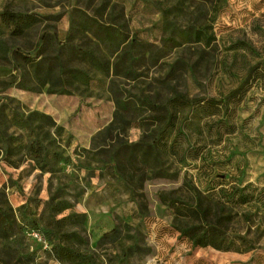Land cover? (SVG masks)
Returning <instances> with one entry per match:
<instances>
[{
  "label": "rangeland",
  "instance_id": "rangeland-1",
  "mask_svg": "<svg viewBox=\"0 0 264 264\" xmlns=\"http://www.w3.org/2000/svg\"><path fill=\"white\" fill-rule=\"evenodd\" d=\"M217 2L0 0V11L8 6L41 17L25 36L6 38L0 45V130L17 162L0 161V207L16 223L9 241L0 237V264H62L20 221L26 208L43 228L53 196L74 205L57 218L79 214L76 224L67 228L78 232L100 264H264V0H226L213 22L216 40L210 47L186 37L183 30L189 26L212 21ZM78 8L105 21H125L129 41L139 42L120 50H132L133 69L127 65L107 74L90 65L81 57L83 49L111 63L117 59L90 34L76 35L74 46L61 49L62 58L87 71L88 83L69 80L66 93L50 84L41 91L23 87L25 79L35 84L33 69L9 53L30 54L43 34L66 43ZM167 19L172 25L165 24ZM43 55L54 56L55 51L46 48ZM58 79L55 70L48 80ZM177 93L202 105L217 99L218 110L211 115L199 105L184 107L167 137L158 119L161 108L123 113L131 121L125 132L126 124L116 120L118 99L138 103L149 98L160 107L168 106ZM17 114L32 116L29 130L15 121ZM34 137L47 147L51 170L39 169L23 148ZM139 141L161 146L148 164L140 156L141 171L134 172L124 157L121 168L112 161L119 143ZM190 186L217 198L223 188L230 193L233 186H248L245 193L254 199L231 208V232L252 240L251 251L194 248L181 237L176 228L188 220L159 196L172 192L190 204Z\"/></svg>",
  "mask_w": 264,
  "mask_h": 264
},
{
  "label": "trees",
  "instance_id": "trees-1",
  "mask_svg": "<svg viewBox=\"0 0 264 264\" xmlns=\"http://www.w3.org/2000/svg\"><path fill=\"white\" fill-rule=\"evenodd\" d=\"M110 4V2H106ZM218 3V2H217ZM226 0H220L215 5L212 12V21L206 22L201 26H189L183 33L193 42L204 44L207 47L213 45L216 40V35L213 28V22L219 12L224 8ZM75 14L71 18L70 31L67 34V41L64 44L57 43L56 39L49 34H43L38 41L36 48L25 54L20 50H13L9 53V57L13 56L15 59L22 58L26 64H29L34 73L35 84L28 85L26 79L20 84L33 91H41V87L50 84L55 87V91L59 93L70 92L69 80L90 81V76L87 71L78 69L66 64L62 58L61 49L64 47L74 46L76 35L90 34L104 49H106L110 56L115 55L117 61L111 63L105 57L96 54L93 50L83 49L81 52L84 61L92 66H95L107 74H110L112 69L118 73L121 69H125L129 65V70L133 69V54L130 49H122L124 44L129 46H136L139 44L137 39L129 41L130 34L127 24L119 22L117 18H112L108 21L102 20L98 15H90L83 9H76ZM102 13H99V15ZM41 21V17L36 13H28L5 7L0 11V45L6 38H15L25 36L34 26ZM166 25H172L170 20H166ZM175 29V28H174ZM55 45H57L55 47ZM46 48H53L54 56L43 55ZM42 56V57H40ZM7 57V59H9ZM58 70L59 79L54 83L48 79L52 73ZM25 77V76H24ZM199 105V107L207 111L209 114H214L218 110L217 99H211L207 104H201L200 100L196 98H189L187 95L177 93L170 98L168 106L158 107L149 98L140 99L136 103L133 100H117L116 120L121 121L126 125L122 128L124 132L131 127V121H127L122 117L123 113L131 115L133 112H138L143 107H149L155 111L160 109V121L164 122L162 132L165 137L169 135V130L176 127L178 121V113L186 106ZM201 105V106H200ZM23 118L20 115H15V121L23 128L29 130L30 118ZM7 137L0 130V161L5 160L12 165H17V162L12 158V150L6 146ZM168 147L167 140L165 142ZM171 147L175 149V142ZM28 156L35 161L36 166L43 170H51L49 151L44 143L38 138L34 137L28 143L23 145ZM159 146L155 141L145 144L144 141L127 144L125 142L119 145L112 152V161H116L121 168V158H126V162L134 169L141 171L142 168L138 166V161L147 162L152 157L157 158L159 154ZM157 170L156 174L160 175ZM144 174V173H143ZM133 175V174H132ZM245 186L242 189L232 187V192L227 193V189H221L223 194L218 198L215 196H204L201 191L195 187L190 186V191L193 195V203L181 202L180 199L170 193H161L160 200L168 204L174 209L176 215L183 216L188 220L184 224L177 226L181 237L191 243V245L201 248L213 247L222 251H237L248 252L254 248V242L246 236L231 232V224L234 221V214L231 208L241 205H247L254 199V195L245 193ZM244 192V193H243ZM56 197H51V201L47 203V209L50 210V217L45 219L44 227L35 221L31 220L27 214V209L21 214L20 221L24 227H29L30 230L39 231L47 244L50 246L49 255L62 264H100L92 251L88 248L85 240L81 238L77 231H70L67 225H75L80 216L76 213L64 215L57 218V214L63 213L67 209H72L74 205L67 200H57ZM55 201V202H54ZM16 223L11 221L6 215L5 211L0 207V237L9 241L10 237L15 233ZM29 231V230H28Z\"/></svg>",
  "mask_w": 264,
  "mask_h": 264
},
{
  "label": "built area",
  "instance_id": "built-area-1",
  "mask_svg": "<svg viewBox=\"0 0 264 264\" xmlns=\"http://www.w3.org/2000/svg\"><path fill=\"white\" fill-rule=\"evenodd\" d=\"M33 238L42 241L46 246H48L46 240L43 238V235L39 231H31L29 233Z\"/></svg>",
  "mask_w": 264,
  "mask_h": 264
},
{
  "label": "crops",
  "instance_id": "crops-1",
  "mask_svg": "<svg viewBox=\"0 0 264 264\" xmlns=\"http://www.w3.org/2000/svg\"><path fill=\"white\" fill-rule=\"evenodd\" d=\"M163 240V238L161 239V241ZM189 242V241H188ZM190 243V242H189ZM190 245H191V243H190Z\"/></svg>",
  "mask_w": 264,
  "mask_h": 264
}]
</instances>
